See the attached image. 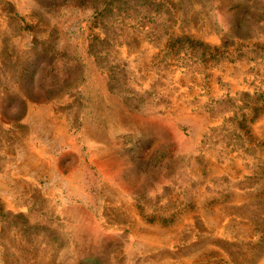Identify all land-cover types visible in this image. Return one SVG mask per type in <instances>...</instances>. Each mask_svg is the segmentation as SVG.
Wrapping results in <instances>:
<instances>
[{"label":"rangeland","instance_id":"1","mask_svg":"<svg viewBox=\"0 0 264 264\" xmlns=\"http://www.w3.org/2000/svg\"><path fill=\"white\" fill-rule=\"evenodd\" d=\"M0 264H264V0H0Z\"/></svg>","mask_w":264,"mask_h":264}]
</instances>
